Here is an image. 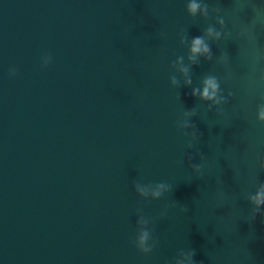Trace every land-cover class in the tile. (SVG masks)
<instances>
[{"label":"water","instance_id":"obj_1","mask_svg":"<svg viewBox=\"0 0 264 264\" xmlns=\"http://www.w3.org/2000/svg\"><path fill=\"white\" fill-rule=\"evenodd\" d=\"M199 2L0 0V264H264V0Z\"/></svg>","mask_w":264,"mask_h":264},{"label":"clouds","instance_id":"obj_2","mask_svg":"<svg viewBox=\"0 0 264 264\" xmlns=\"http://www.w3.org/2000/svg\"><path fill=\"white\" fill-rule=\"evenodd\" d=\"M188 11L195 15L198 11L202 14H206L207 9L206 6L202 7L199 0H189L188 3ZM222 23V21H221ZM207 34L209 37L219 38L221 33L215 30L213 27H209L207 29ZM190 52L191 58L195 59L199 55H204L206 58H211V48L209 44L206 42L203 36H195L193 37L190 44ZM52 60V56L50 53H43L40 57L41 67H47ZM183 71H187V69H183ZM4 79L8 82H12L15 79V74L9 72L6 74ZM186 83H191L190 79L186 81ZM219 91V82L216 77L208 76L203 81V87L193 89V95L199 94L201 99L204 100H212L213 102H218L217 93ZM259 118L264 119V107H262L259 111ZM195 134V133H194ZM139 187V186H138ZM165 185L160 184L153 190L154 196H159L161 194V189H163ZM139 191L146 192L147 189L143 187H139ZM252 202L256 205L254 209L255 212H259L261 210V205L264 204V184H262L256 194L251 197ZM148 233L146 231H142L138 236V243L140 246H144V242L147 240Z\"/></svg>","mask_w":264,"mask_h":264}]
</instances>
